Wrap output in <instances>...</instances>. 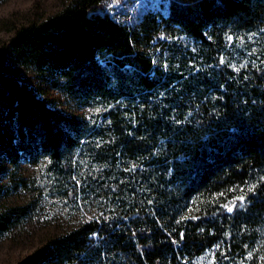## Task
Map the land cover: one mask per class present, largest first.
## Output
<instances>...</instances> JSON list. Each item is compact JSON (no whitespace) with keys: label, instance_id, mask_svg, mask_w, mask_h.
Here are the masks:
<instances>
[{"label":"trees","instance_id":"trees-1","mask_svg":"<svg viewBox=\"0 0 264 264\" xmlns=\"http://www.w3.org/2000/svg\"><path fill=\"white\" fill-rule=\"evenodd\" d=\"M105 1L0 45V194L30 193L0 237L51 196L82 210L14 264H264V0H166L130 24Z\"/></svg>","mask_w":264,"mask_h":264},{"label":"rangeland","instance_id":"rangeland-1","mask_svg":"<svg viewBox=\"0 0 264 264\" xmlns=\"http://www.w3.org/2000/svg\"><path fill=\"white\" fill-rule=\"evenodd\" d=\"M66 1L68 0H0V45L8 40L16 27L47 17L58 11ZM166 3V0H106L102 4V11L116 20L130 24L136 21L147 8H161L162 4ZM2 68L7 74L14 75L20 82H27L31 86L36 87L41 82L32 71L23 66L4 65ZM49 94H55V90L50 89ZM61 104L69 109L65 102L62 101ZM76 111L86 115L91 113L87 109ZM3 164L6 165L0 162V165ZM24 172L36 175L30 167H25ZM5 177L0 174V185L7 186L9 180L7 181ZM28 197L30 193L20 187L6 195L0 194V208L22 204ZM43 201L39 203L40 207H37V212L31 218L0 237V264L16 263L20 258L41 246L48 238L76 224V220L81 217L82 210L73 211L69 205L54 196ZM211 263L212 255L208 253L194 261V264Z\"/></svg>","mask_w":264,"mask_h":264},{"label":"snow or ice","instance_id":"snow-or-ice-1","mask_svg":"<svg viewBox=\"0 0 264 264\" xmlns=\"http://www.w3.org/2000/svg\"><path fill=\"white\" fill-rule=\"evenodd\" d=\"M252 190H254V186H252V188L249 189V191H252ZM238 199H239L241 202L244 201V197H243V196L238 197ZM227 210H228L229 212H231V211H233V208H232V207H228Z\"/></svg>","mask_w":264,"mask_h":264}]
</instances>
